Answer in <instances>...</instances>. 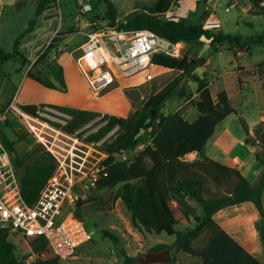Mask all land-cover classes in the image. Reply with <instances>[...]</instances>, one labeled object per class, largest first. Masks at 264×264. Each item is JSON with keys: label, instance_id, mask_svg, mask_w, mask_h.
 Here are the masks:
<instances>
[{"label": "rangeland", "instance_id": "obj_1", "mask_svg": "<svg viewBox=\"0 0 264 264\" xmlns=\"http://www.w3.org/2000/svg\"><path fill=\"white\" fill-rule=\"evenodd\" d=\"M41 1L43 0H0V47L5 50L10 51L15 39L27 28L29 21L33 18L36 20L34 32L26 35L21 41V56L5 62L0 69V113L5 112L12 103L19 107V102L40 100L45 102L38 104L93 111L99 117L71 136L79 139L77 147L89 156V160H104L107 153L103 143L111 142L118 132L117 129L112 131L102 144L87 142V137L103 125L97 121L105 115L129 117L141 110L149 98L167 84L179 79L180 73L154 66L132 77L123 78L98 94L93 93L74 59L78 55L77 48L84 40V32L91 31L95 25H109L105 0H51L43 14L36 18ZM156 1L111 0L117 11L118 23L125 22ZM252 5L250 0H219L217 3L214 0H175L160 20L174 19L187 25H199L204 24L209 14L214 13L222 21L221 31L215 33L223 32L241 37L243 45L225 42L207 46L208 39L202 37L191 43L182 42L178 46L182 48L189 44L192 59L207 60L206 65L195 73L209 80L215 99L220 91H226L230 104L236 110V114H231L216 127L205 147V154L223 163L238 166L247 179L255 183L261 172V166L256 163L254 154L262 151L255 129L264 122V45H253L251 41L263 32L264 15L250 14ZM164 46L169 50L171 48L168 44ZM158 50L162 51L161 48ZM56 63L64 65L67 83L65 92L46 88L32 79L26 81V74L30 70L34 75L52 81L60 88L51 68V65ZM149 74L152 75L151 79L147 78ZM178 89L185 90L186 95H174L161 111L166 116L180 111L186 120L193 122L198 116L195 106L199 99L197 86L184 78ZM6 117L1 132L15 143L16 154L25 164L32 163L29 153L34 149L40 148L49 152L43 143L42 131L56 137L53 130L38 124V129H32L27 119L15 113ZM241 119L246 121L254 145L245 144L246 135ZM58 130L62 131L60 125ZM61 139L67 140L58 134V143ZM138 139L137 147L116 154L115 160L131 163L151 143L149 131L142 132ZM196 158L197 156L192 154L186 156L185 160ZM146 164L151 165L149 160ZM208 186L213 195H225L223 188L216 189L211 182ZM115 191L116 189L96 187L90 193L84 194V198L93 197L96 201L81 209L76 207L74 215L92 233V238L78 248L71 258L61 260L60 264H125L122 254L124 250L128 256L134 258L133 264H141L140 255L149 252L154 245H171L174 242V237L140 232L133 225L131 212L125 204L121 200L112 203L111 196ZM101 200H106L111 208L100 209L103 206ZM228 211L231 213L227 226L230 235L264 264V247L257 231L263 217L251 203L230 208ZM176 229L184 230V226H178ZM110 235L117 239H112ZM210 235V231L202 233L193 242L194 248L201 249L205 246ZM11 241L15 243L13 238ZM171 251L176 264H202L197 257L175 249Z\"/></svg>", "mask_w": 264, "mask_h": 264}, {"label": "trees", "instance_id": "obj_2", "mask_svg": "<svg viewBox=\"0 0 264 264\" xmlns=\"http://www.w3.org/2000/svg\"><path fill=\"white\" fill-rule=\"evenodd\" d=\"M174 1L157 0L152 6L132 15L125 22L118 23L115 6L111 0H105L110 26L118 25L121 30H152L174 45L171 55L156 53L153 64L160 69L175 70L180 73V76L179 79L171 81L150 97L141 110H137L129 117L105 115L97 121L103 125L87 137V142L98 143L115 129L118 132L111 142L103 143L107 153L106 159L103 160L107 176L100 179L97 187L116 189L111 196L112 203L121 200L125 204L131 212L133 225L140 232L175 238L171 245L159 243L149 252L175 249L199 258L202 264H263L226 232L215 221L214 216L231 207L246 203L253 204L259 215L263 217L257 231L264 247V122L255 129L262 147V151L254 154L255 160L261 166L257 182H250L240 169L206 155L205 147L216 127L231 114H236V110L230 104L226 91H220L215 99L209 80L195 73L198 68L206 65L207 60L192 59L189 44L182 48L178 46L182 42L191 43L202 37L210 40L211 46L225 42L243 45L241 37L205 30L203 24L187 25L174 19L161 21L160 17L170 10ZM250 1L253 5L249 13L264 15V0ZM49 3L51 0H43L39 3L36 18L43 14ZM35 26L36 20L33 18L29 21L27 28L17 36L10 51L0 47V69L5 62L21 56V41L26 35L34 32ZM251 44L264 45V31L251 41ZM51 68L60 83V88L54 82L34 75L30 70L26 76L46 88L65 92L67 83L63 66L56 63L51 65ZM184 78L197 86L199 99L195 106L198 116L193 122L186 120L180 111L167 116L161 111L165 103L174 95H186L185 90L178 89L179 83ZM37 106V104L19 105L21 110L29 114H34ZM53 106L71 117L67 125L62 127V130L70 135L76 134L83 126L99 117L93 111ZM153 111H155L154 115H152ZM241 123L246 135L245 144L254 145L255 142L249 134L246 121L241 119ZM142 128L149 131L151 143L131 163L117 162L116 154L137 147L139 139L136 136ZM1 137L12 156V163L16 170L20 168L25 170L23 175H19L21 194L24 200L32 205L54 173L55 159L49 152L38 148L29 153L32 163L27 165L17 156L15 143L10 141L3 132ZM192 154H195L197 158L191 161L185 160L186 156ZM147 160L150 161V166H147ZM210 182L216 189L223 188L225 195L222 197L213 195L208 186ZM94 201L96 199L93 197H86L78 203L77 208L89 206ZM101 202L103 206L100 209L111 208L106 200ZM178 226H184V230H177ZM205 231L211 232L208 242L201 249H195L193 242ZM110 236L114 240L117 239L113 235ZM26 243L35 250L37 260L34 264H60L59 258L54 255L44 238H26L25 241H21L23 248ZM16 250V246L9 240L8 230L0 229V264H24ZM122 254L125 264L134 263V258L128 256L125 250ZM170 264H176L174 258Z\"/></svg>", "mask_w": 264, "mask_h": 264}, {"label": "built area", "instance_id": "obj_3", "mask_svg": "<svg viewBox=\"0 0 264 264\" xmlns=\"http://www.w3.org/2000/svg\"><path fill=\"white\" fill-rule=\"evenodd\" d=\"M214 1L217 3L219 0ZM203 28L220 30L222 21L211 13ZM83 35L84 40L77 48L78 55L74 60L95 94L123 78L154 67L156 53L172 54V50L164 46L168 41L148 29L121 30L118 25H95ZM147 78L151 79L152 75ZM10 113L23 116L32 129H38V124L56 133L55 137L42 131L43 143L55 159L56 168L34 204H28L21 194L19 173L0 132V229L8 230L9 240L12 242L11 238L14 239L15 243H12L17 248L16 253L24 264H34L37 260L30 244L26 243L24 248L21 245V241L31 237L44 238L59 261L69 259L92 238V233L74 215V209L86 193H90L100 179L107 176L106 166L103 160L94 163L89 160V156L77 147V137L58 130V125H67L71 117L52 104H38L35 113L29 114L12 103L0 113V128ZM58 134L67 140L61 139L58 143Z\"/></svg>", "mask_w": 264, "mask_h": 264}, {"label": "water", "instance_id": "obj_4", "mask_svg": "<svg viewBox=\"0 0 264 264\" xmlns=\"http://www.w3.org/2000/svg\"><path fill=\"white\" fill-rule=\"evenodd\" d=\"M168 45L171 47L170 50L174 48V45L171 43H168ZM187 79V78H185ZM155 114V111L152 112V115ZM145 130L142 128L136 138H138L142 132ZM19 175H23L25 173V170L20 168L18 169ZM139 261L141 264H170L173 261L172 251L170 249H165L159 252H147L139 257Z\"/></svg>", "mask_w": 264, "mask_h": 264}, {"label": "crops", "instance_id": "obj_5", "mask_svg": "<svg viewBox=\"0 0 264 264\" xmlns=\"http://www.w3.org/2000/svg\"><path fill=\"white\" fill-rule=\"evenodd\" d=\"M263 5H264V2H263ZM250 10V9H249ZM216 31H221V30H214V32H216ZM264 31V30H263ZM223 33V32H222ZM225 34V33H224ZM207 41H209V43H208V45L207 46H209V44H210V40H207ZM64 66V65H63ZM64 68V67H63ZM198 70H199V68H198ZM65 72V71H64ZM196 72H197V70H196ZM26 79V81L27 80H31V79H29V78H25ZM56 84V83H55ZM41 85V84H40ZM53 90V89H52ZM42 102H45L44 100H40V101H28V102H19V104H38V103H42ZM256 163H258V162H256ZM225 164H227V165H229V166H231V167H234L233 165H231V164H229V163H225ZM235 168H238V169H240L238 166H236ZM243 173V172H242ZM244 174V173H243ZM247 178V177H246ZM247 204V203H246ZM235 207H237V206H235ZM231 208H233V207H231ZM228 209H230V208H228ZM228 209H225V210H222V211H220V212H218L217 214H215V216H214V219H215V221L226 231V232H228L229 234H230V231L228 230V228H227V226H228V224H229V220L228 219H230V218H228V216H230L231 215V213H229V211H228Z\"/></svg>", "mask_w": 264, "mask_h": 264}]
</instances>
